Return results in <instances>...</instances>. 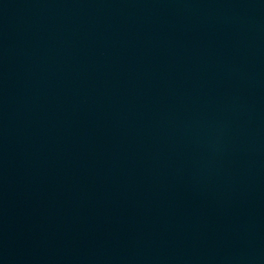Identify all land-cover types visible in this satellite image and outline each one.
I'll use <instances>...</instances> for the list:
<instances>
[{
    "label": "water",
    "instance_id": "95a60500",
    "mask_svg": "<svg viewBox=\"0 0 264 264\" xmlns=\"http://www.w3.org/2000/svg\"><path fill=\"white\" fill-rule=\"evenodd\" d=\"M0 264H264V0H0Z\"/></svg>",
    "mask_w": 264,
    "mask_h": 264
}]
</instances>
